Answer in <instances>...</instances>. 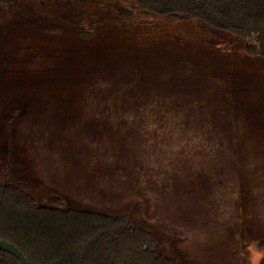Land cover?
Segmentation results:
<instances>
[{
    "label": "rangeland",
    "instance_id": "obj_1",
    "mask_svg": "<svg viewBox=\"0 0 264 264\" xmlns=\"http://www.w3.org/2000/svg\"><path fill=\"white\" fill-rule=\"evenodd\" d=\"M1 9L0 182L128 215L178 264L260 261L264 58L133 0Z\"/></svg>",
    "mask_w": 264,
    "mask_h": 264
},
{
    "label": "trees",
    "instance_id": "obj_2",
    "mask_svg": "<svg viewBox=\"0 0 264 264\" xmlns=\"http://www.w3.org/2000/svg\"><path fill=\"white\" fill-rule=\"evenodd\" d=\"M133 1L138 11L166 21H198L230 33L245 52L264 58V0ZM13 2L0 0V13L1 6ZM53 202L57 205L41 206L20 187L0 182V239L28 264H178L157 252L153 234L131 226L128 215L75 212L59 199ZM256 246L263 252L257 264H264V239ZM0 264L19 261L0 251Z\"/></svg>",
    "mask_w": 264,
    "mask_h": 264
},
{
    "label": "water",
    "instance_id": "obj_3",
    "mask_svg": "<svg viewBox=\"0 0 264 264\" xmlns=\"http://www.w3.org/2000/svg\"><path fill=\"white\" fill-rule=\"evenodd\" d=\"M0 251L7 252L14 256L18 261L19 264H28L25 257L10 243L3 241L0 239Z\"/></svg>",
    "mask_w": 264,
    "mask_h": 264
}]
</instances>
